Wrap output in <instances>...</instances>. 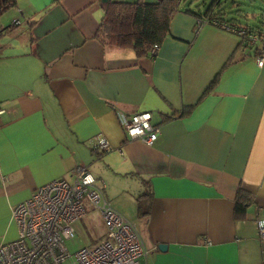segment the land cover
I'll list each match as a JSON object with an SVG mask.
<instances>
[{
  "label": "crops",
  "instance_id": "crops-1",
  "mask_svg": "<svg viewBox=\"0 0 264 264\" xmlns=\"http://www.w3.org/2000/svg\"><path fill=\"white\" fill-rule=\"evenodd\" d=\"M107 1L136 0H15L0 15V240L16 237L17 203L84 166L140 235L138 264H264V56L181 11L153 56L103 45ZM138 111L159 127L150 145L119 120ZM238 188L251 197L236 207Z\"/></svg>",
  "mask_w": 264,
  "mask_h": 264
},
{
  "label": "built area",
  "instance_id": "built-area-1",
  "mask_svg": "<svg viewBox=\"0 0 264 264\" xmlns=\"http://www.w3.org/2000/svg\"><path fill=\"white\" fill-rule=\"evenodd\" d=\"M248 38L249 42L255 40ZM157 49L153 44L149 53L154 55ZM263 56L264 50L255 57L257 65ZM118 117L129 139L146 145L156 140L159 127L151 123L149 112H119ZM94 139V150L110 148L104 138ZM82 199L98 210L105 236L97 244L70 254L64 240L73 236V222L85 214ZM11 213L16 237L0 240V264H62L67 257L72 258L71 264H138L147 252L134 225L112 209L84 166L73 168L70 182L55 179L36 187ZM255 222L258 238L264 240V219Z\"/></svg>",
  "mask_w": 264,
  "mask_h": 264
},
{
  "label": "trees",
  "instance_id": "trees-1",
  "mask_svg": "<svg viewBox=\"0 0 264 264\" xmlns=\"http://www.w3.org/2000/svg\"><path fill=\"white\" fill-rule=\"evenodd\" d=\"M182 0H154L144 2L136 0L107 1L103 7V15L95 32V38L103 45L113 47H129L136 56L150 55L149 49L153 44H159L168 32L171 17L178 11L194 17L195 22L204 20L205 24L228 30L238 37V45L244 50H251L256 57L264 50V0H248L245 3L251 8L243 10V0H230L226 6L220 7L219 0H212L203 12L181 9ZM258 2V5H257ZM15 0H0V15L14 5ZM217 6L215 12L212 6ZM241 18L247 21H243ZM12 26L0 28V34ZM248 36L255 40L249 42ZM227 61L223 67L227 65ZM222 67V68H223ZM218 71L210 84L203 91L207 92L219 77ZM203 95V94H202ZM191 105L163 116V120L180 117L191 110ZM251 196L242 188L235 193L236 207L244 206Z\"/></svg>",
  "mask_w": 264,
  "mask_h": 264
},
{
  "label": "rangeland",
  "instance_id": "rangeland-1",
  "mask_svg": "<svg viewBox=\"0 0 264 264\" xmlns=\"http://www.w3.org/2000/svg\"><path fill=\"white\" fill-rule=\"evenodd\" d=\"M230 0H219L220 7L226 6ZM242 1V0H240ZM212 0H182L180 2L181 9L188 8L192 11L199 10L200 12H203L205 8L209 7ZM244 5H242L243 10H248L251 8L250 6H247L245 3L248 2V0H243ZM258 5V2H257ZM213 10L217 11V6H212ZM4 13V12H3ZM3 16V15H1ZM2 18V17H0ZM243 21H248L243 18H241ZM9 21V20H8ZM9 24V22H7ZM203 24H205V21H196L195 22V28L201 27ZM256 62V61H255ZM82 203H85L82 199ZM84 206V204H83ZM91 207H84L87 215L80 217L79 220V231H74V234L71 238L64 240V246L66 250L72 254L74 251L81 247H89L97 244L103 237L105 236V227L103 224L99 223V216L97 213H95V210H90ZM93 209V208H91ZM77 220V221H78ZM72 258L67 257L66 260L62 264H71Z\"/></svg>",
  "mask_w": 264,
  "mask_h": 264
},
{
  "label": "water",
  "instance_id": "water-1",
  "mask_svg": "<svg viewBox=\"0 0 264 264\" xmlns=\"http://www.w3.org/2000/svg\"><path fill=\"white\" fill-rule=\"evenodd\" d=\"M102 1H104V0H102ZM157 247H158V249L163 250L165 248V244L159 243V244H157Z\"/></svg>",
  "mask_w": 264,
  "mask_h": 264
}]
</instances>
